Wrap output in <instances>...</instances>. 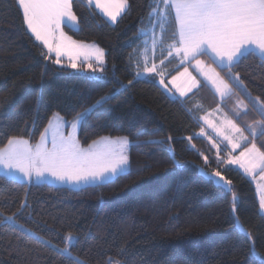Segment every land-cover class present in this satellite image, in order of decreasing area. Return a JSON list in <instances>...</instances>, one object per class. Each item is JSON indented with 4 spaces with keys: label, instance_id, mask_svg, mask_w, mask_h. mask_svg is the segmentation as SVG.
Returning <instances> with one entry per match:
<instances>
[{
    "label": "trees",
    "instance_id": "16d2710c",
    "mask_svg": "<svg viewBox=\"0 0 264 264\" xmlns=\"http://www.w3.org/2000/svg\"><path fill=\"white\" fill-rule=\"evenodd\" d=\"M152 7V0H129L112 25L86 0H72L79 28L64 27L65 33L105 51V71L93 73L59 66L53 56L44 59L47 51L27 30L17 0H0V148L13 136L35 145L54 114L68 129L77 114L110 97L80 122L77 139L87 148L102 137H127L130 165L111 182L78 189L0 175V220L16 213L15 223H0V264H105L121 251L124 264H264V215L255 187L217 158L225 151H217L208 133L201 135L199 121L219 105L241 128L260 121L250 101H264V60L257 54L241 58L232 72L243 85L229 80L233 94L223 100L204 83L183 100L172 98L158 84L159 75L134 79L143 70L141 31L153 25ZM165 28L152 63L170 77L185 65L167 57L175 27L169 22ZM204 57L228 79L226 69ZM256 144L264 150L260 131ZM201 169L232 181L244 232L235 226L231 193ZM25 200L28 206L18 212ZM245 232L255 238L259 258ZM68 233L77 238L71 256L62 251Z\"/></svg>",
    "mask_w": 264,
    "mask_h": 264
},
{
    "label": "snow or ice",
    "instance_id": "6c2138e0",
    "mask_svg": "<svg viewBox=\"0 0 264 264\" xmlns=\"http://www.w3.org/2000/svg\"><path fill=\"white\" fill-rule=\"evenodd\" d=\"M152 3L155 6L152 7L150 16L155 14L159 21L161 34L166 31L167 23L171 22L175 27L170 38L172 42L167 45V57H172L175 53L180 57L182 64L185 61L194 60L200 68L203 62L198 57L209 56L213 63L219 61L217 66L221 70H227L228 79H225L211 66H208L207 71L200 69L221 100L233 94V86L229 80L238 81L240 85H243L239 75L232 72L233 66L241 58L257 53L264 58V0H152ZM17 5L22 10L27 30L47 49V54L42 53L44 59H51V54L55 53L53 63L60 65L61 57L67 56L70 61L68 67L75 69L77 68L76 60L83 56L85 61L94 59L95 66L93 63L87 64V68L93 73L105 71L103 48L95 44L77 42L64 31V27L73 30L79 28L78 18L72 9V0H17ZM87 5L94 6L109 21L117 23V18L128 8L129 0H87ZM172 12L174 15L169 21ZM161 42L162 38H154L153 48ZM160 64L163 66L164 60H161ZM137 68H140L139 64ZM144 73L159 75L160 83H164L163 68H158L155 63L149 67L146 55L143 70L142 72L138 70L134 79ZM185 75H190L187 68L178 76H174L171 81L176 85L180 96H185L191 88L198 84L193 77L190 87L185 88L178 85L176 82ZM132 83L133 80L128 81L129 85ZM108 99L110 97H102L91 108L77 114L70 124L73 131L67 135L62 129L68 122L64 121L59 114H54L49 120L48 127L41 133L39 143L32 145L29 140L22 137L9 138L7 144L0 148V169H3L8 176L21 175L28 183L49 176L61 183H104L111 182L118 175L127 173L130 168L127 137L116 139L102 137L100 140L93 141L87 148H83L75 134L77 126L93 108ZM250 103L262 119L247 125L246 129L239 127L226 114L220 126L208 120L207 117H201V119L231 146V151L227 159L222 161L223 163L239 165L253 179L258 172L261 180H264V150L256 144L257 129L260 135H264V101L256 97ZM239 104L245 110L248 108L243 101H239ZM236 114L240 115L239 112ZM203 131L202 128L201 133ZM245 131L250 133L251 139L245 135ZM167 140H172V137L169 136ZM49 142L51 143L50 148L47 146ZM242 142L243 150L239 152V155H232V152L241 148ZM217 158L219 159V155ZM205 163H207V157H205ZM211 177L218 178L216 182L223 192L231 193V211L235 213L237 194L232 188V181L227 180L219 171H213ZM27 206L25 200L21 202L17 211ZM259 208L264 210V191L260 195ZM15 217L16 213L5 216L0 223L4 221L15 223ZM235 219L238 224V217ZM241 231H244L242 226ZM245 235L250 241V252L259 258V254L255 251V238L247 232ZM76 240V237L68 233L62 251L71 256L70 246ZM47 242L50 243V241ZM121 256L122 251L116 257L109 256L105 264H124Z\"/></svg>",
    "mask_w": 264,
    "mask_h": 264
},
{
    "label": "crops",
    "instance_id": "0c3cea01",
    "mask_svg": "<svg viewBox=\"0 0 264 264\" xmlns=\"http://www.w3.org/2000/svg\"><path fill=\"white\" fill-rule=\"evenodd\" d=\"M87 1V0H86ZM155 6V5H154ZM93 8H94V10H96V12L99 14V15H101L108 23H110V24H112V25H114L115 23H112L111 21H109L108 20V18L107 17H104L100 12H99V10L98 9H95V7L94 6H92ZM161 7H162V5H161ZM22 11V10H21ZM126 11V10H125ZM123 14V13H122ZM121 14V15H122ZM172 14V16L174 15V12H172L171 13ZM153 16V15H152ZM119 18L120 17H118L117 18V20H119ZM154 20V22H153V25H152V27L149 29V30H147V31H145V32H148V31H152V30H155V31H157V29H158V27H159V22L158 23H156L155 22V19H153ZM26 25V24H25ZM155 25V26H154ZM26 28H27V26H26ZM29 31V30H28ZM29 33L32 35V33L29 31ZM143 35L145 36V33H143ZM33 36V35H32ZM143 36V37H144ZM34 37V36H33ZM35 38V37H34ZM37 41V40H36ZM42 46H43V44L40 42V41H38ZM84 44H88V43H84ZM89 45H92V44H89ZM44 47V46H43ZM45 48V47H44ZM46 49V48H45ZM46 51H47V49H46ZM257 55L260 57V55L257 53ZM51 56H53L54 58H55V53H52L51 54ZM208 58H209V56H207ZM172 58H174L176 61H177V63L179 64V65H185V67L184 68H182V69H180V70H178L176 73H174L173 75H171L170 77H167L166 76V74L165 75H163V79H164V85H166L167 86V88L172 92V94H174V96H176V98L177 99H180V100H183V99H185L186 97H188L189 95H191L193 92H195V91H197L198 89H199V87L201 86V83H204L205 85H207L208 87H209V89L211 90V91H213V93L219 98V99H221L220 98V96L219 95H217L218 93H216L215 92V89L213 88V86L211 85V83L210 82H208L206 79H205V77L203 76V74H202V72H201V68H203L205 71H207V68H208V66H211L212 67V65H210L208 62H207V59L204 57V56H202V57H200V58H198L199 60H201L203 63H202V65L200 66V68H198L197 67V65H196V63H195V61L194 60H192V63H190V64H188L190 61H185L183 64L180 62V57H178V56H176L175 55V53L173 54V56H172ZM261 58V57H260ZM210 59V58H209ZM263 60H264V58H262ZM61 61H62V63L59 65V66H64V67H68V64L70 63V61H69V59H68V57L67 56H62L61 57ZM76 63H77V68H75V69H73V68H71V67H69V68H71V69H73V70H75V71H78V72H88V71H91L90 69H88L87 68V64L88 63H93V65L95 66V61H94V59L93 60H90V61H85V59H84V57L83 56H81V57H79L77 60H76ZM217 63H219V61H217ZM177 64V65H178ZM186 64H188L187 66H186ZM215 64V63H214ZM215 65H217V64H215ZM149 67H151L152 65L150 64V65H148ZM175 68V67H174ZM185 68H187L188 69V74H190V75H185V76H183V77H181L176 83L178 84V85H180L181 87H185V88H187V87H190L191 86V84H192V79L191 78H195V81H197L198 82V84H197V86L196 87H193V88H191V90L190 91H188L187 92V94L185 95V96H180V93H179V91H177V87H176V85H174L173 83H171V81H172V78L174 77V76H178L181 72H183L184 71V69ZM147 75H150V74H146V76ZM160 79H161V77H160ZM160 79L158 80V84H160ZM161 87V86H160ZM227 97V96H226ZM225 97V98H226ZM231 102H226L224 105H226V106H228V107H232V104H230ZM239 107H241L240 105H239ZM219 109V110H218ZM216 111H220V112H218L220 115H222V117L221 118H218L217 120H215V119H213V123H215V124H217V126H220V124H222V121H223V117H224V115L226 114L227 116H228V114H227V111L225 110V106L224 107H222L221 105H219L218 107H216L215 109H213V110H211V111H207L206 113H204V114H202V115H200V117H199V121L201 122V124H202V126H203V128H204V133H208L211 137H213V138H215V140L217 141V142H219V144H220V147L221 148H223L224 149V151H225V153H224V157H226L225 158V160L227 159V156H228V153L231 151V146L230 145H228V143H227V141H225V140H222V138H220V137H218L219 135H217L216 134V132L215 131H212L211 129H209L207 126H206V123H202V119H201V117H205V116H207V119H209L208 118V114H210V113H212V112H216ZM229 117V116H228ZM230 118V117H229ZM78 127H79V125H78ZM47 128V127H46ZM77 133H78V131H77ZM245 135L246 136H249V132L247 133L246 131H245ZM109 138V137H108ZM249 138L251 139L252 137L251 136H249ZM110 139H115V138H110ZM39 141H40V139H39ZM39 141L37 142V143H39ZM36 143V144H37ZM47 146L50 148L51 147V143L49 142L48 144H47ZM243 146H244V144H243V142H242V146H241V148H238V149H236L235 150V152H232V155H239V152L240 151H242L243 150ZM222 159H223V157H222ZM226 165H228V164H226ZM228 166H230V167H233V168H235V169H237V170H239L246 178H248L252 183H253V185H254V187H255V192H256V195H257V199H258V201L260 200V195H261V192L262 191H264V180H261V178H260V176H259V173L257 172L256 174H255V179H253V177L252 176H250V175H248V174H246L245 172H244V170L243 169H241L240 167H239V165L238 166H233V165H228ZM0 175H3V176H5V177H8V178H11V179H15V180H18V181H20V182H23V183H28L21 175H19V174H16V175H14V176H8V175H6L5 174V171L3 170V169H0ZM55 182H58V181H56L55 180ZM31 183H34V184H41V183H48V184H52V185H54V186H58V187H68V188H74V189H78V187H76V186H74L72 183H61V182H58V183H51V181H50V179H49V177H46V178H44V179H42V180H39V181H37V180H33ZM258 185H260V187H258ZM88 186V185H87ZM85 187V186H84ZM82 188V187H81ZM260 212L264 215V210H261L260 209Z\"/></svg>",
    "mask_w": 264,
    "mask_h": 264
},
{
    "label": "rangeland",
    "instance_id": "374dc122",
    "mask_svg": "<svg viewBox=\"0 0 264 264\" xmlns=\"http://www.w3.org/2000/svg\"><path fill=\"white\" fill-rule=\"evenodd\" d=\"M153 15V17H154V19H155V22L156 23H158L159 21L156 19V16H155V14H152ZM141 33H142V36H144L143 35V33H145V36L143 37V44H144V51H143V63H144V57H145V55L148 57V65H152L153 63H152V61L154 60V57H155V54H156V48H157V46L159 45V43H157V45L155 46V48H153V46H152V41H153V39L154 38H156V39H161V36H162V34H161V30H160V27H158V29H157V31H155V30H152V31H148V32H143V31H141ZM145 49H147V52H145ZM210 58V57H209ZM210 60L213 62V60L210 58ZM190 63H192V61H190ZM215 64H217L218 65V63L216 62ZM144 66V65H143ZM142 72V71H141ZM146 74L147 73H144L143 75H141L140 77H136V79H138V78H144L145 76H146ZM160 86H161V88L167 93V95H169L170 97H172V98H176V96H174V94H172V92L167 88V86L166 85H164V84H159ZM217 95H219V94H217ZM218 112H220V111H216V112H212V113H210V114H208V120H211V121H213V119H215V120H217L218 118H221L222 117V115H220ZM205 117H207V116H205ZM202 121V123H205V121L202 119L201 120ZM214 122V121H213ZM217 125V124H216ZM221 125V124H220ZM206 126L209 128V129H211L212 131H214L211 127H209L207 124H206ZM48 127V126H47ZM63 132H64V134L65 135H67L69 132H71V131H73L72 130V128L70 127V125H69V127H68V129L66 128V125H64L63 126ZM77 131H78V126H77V129L75 130V134H76V137H77ZM259 133V131L257 130V134ZM205 134V133H204ZM201 135H203L202 133H201ZM249 136H250V133H249ZM218 137H220V138H222V140H224L223 139V137L222 136H218ZM116 139V138H115ZM100 140V139H99ZM49 141H50V134H49ZM215 147L217 148V151L218 152H222V151H224V149L223 148H221L220 147V144H219V142H216V144H215ZM127 150H128V148H127ZM218 157V156H217ZM225 158L226 157H224L223 156V159H222V157L220 156V154H219V159L220 160H225ZM234 166V165H233ZM235 166H238V165H235ZM199 173L202 175V176H204L205 178H207V179H211L212 180V182L215 184V185H217V186H219L218 184H217V179L218 178H212L211 177V173L212 172H206L205 170H199ZM207 174V175H206ZM49 179H50V181H51V183H58V182H55V180L53 179V178H51L50 176H49ZM114 179V178H113ZM105 183V182H104ZM97 184H102V183H100V182H95V183H80V184H73L74 186H76V187H78V188H81V187H84V186H87V185H97ZM52 185V184H51ZM231 202H232V197H231ZM233 213V212H232ZM233 216H234V218H236V213H233ZM235 226H236V228L239 230V231H241V225H240V222L237 224V220L235 219ZM241 232H244V231H241Z\"/></svg>",
    "mask_w": 264,
    "mask_h": 264
}]
</instances>
